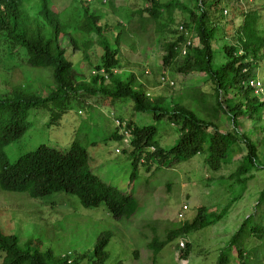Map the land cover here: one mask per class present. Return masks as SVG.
<instances>
[{
  "label": "rangeland",
  "instance_id": "obj_1",
  "mask_svg": "<svg viewBox=\"0 0 264 264\" xmlns=\"http://www.w3.org/2000/svg\"><path fill=\"white\" fill-rule=\"evenodd\" d=\"M159 3H179L184 9L175 6L171 23L166 11L159 19L150 18L145 0H51L50 5L62 21L75 10L79 12L78 17L86 10L102 17V35L87 38L94 42L90 50H73L66 38L60 39L67 50L66 59L86 76L88 84L92 79L90 73L103 74L104 71L107 76V72L114 70L123 82L132 74L136 86H143L152 104L171 108L177 103L193 107L200 116H205V106L216 107L214 86L203 73L178 71L187 55H179L176 63L166 66L163 50L165 43L181 35L186 43L191 42L190 48L200 47L191 18V13L197 16L201 13L198 0H159ZM203 3L207 24L216 29L211 41L214 69L224 66L229 60L228 51L238 47L237 33L244 15L256 12L259 15L257 28L264 35V0H203ZM181 26L185 27L187 35L180 32ZM104 41L110 43L112 51H117L119 68L104 67ZM183 47L184 44L180 53ZM234 55L241 57L243 53L235 51ZM245 58L246 63L256 68L251 80L261 81L264 87V61L253 62L248 55ZM109 80L105 81L107 85ZM52 87V70L30 68L25 50L12 46L0 34V96L17 88L28 95L45 98ZM198 91L204 94L205 104L193 101ZM257 97L264 102V92ZM221 99L227 113L221 112L212 122L222 133L238 137L239 143L218 171L210 168L205 154L161 170L156 162L145 163L142 158L134 182H131V174L136 150L130 126L132 129L154 127V143L168 151L181 136L179 128L168 118L156 120L152 114L136 113L130 100H111L90 91L77 93L71 101V109L60 120H52L56 111L51 107L30 110L28 131L4 148L10 165L41 146L67 152L78 140L88 150L91 172L124 193L133 194L140 207L131 219L118 220L104 205L85 209L77 198L64 193L31 199L27 194L5 192L0 188V230L5 235L16 236L20 245L30 237L40 236L46 250L53 249L63 261L66 256L71 261L77 259L76 264H88L83 257L92 256L94 245L104 232L112 234L107 248L109 259L105 264H218L220 259L225 260L224 264H240L241 261L264 264V232L261 229L264 228V199L260 200L264 191V171L253 172L245 185L228 180L247 154L245 137L257 146L260 161L264 159V106L255 115L246 114L234 121V108L247 101L236 97L233 90L223 94ZM126 130L128 136L123 134ZM145 149L146 154L155 152V147ZM183 206L188 207V211L180 220L178 214ZM201 208L215 214L227 212L216 224L176 239L153 256L148 247L153 237L166 240L168 233L193 220ZM248 219L252 221L250 228L260 229L262 237L243 234V241L240 245L237 243L243 253L240 258L230 240ZM2 259L0 253V264Z\"/></svg>",
  "mask_w": 264,
  "mask_h": 264
},
{
  "label": "trees",
  "instance_id": "obj_2",
  "mask_svg": "<svg viewBox=\"0 0 264 264\" xmlns=\"http://www.w3.org/2000/svg\"><path fill=\"white\" fill-rule=\"evenodd\" d=\"M34 1V2H32ZM149 17L159 19L161 13L166 11L171 23L175 8H184L179 3L161 4L159 0H145ZM51 0H0V34L9 41L12 46L25 50L27 64L32 69L52 70L53 87L49 88L48 97L28 95L22 89L13 88L10 94L0 96V188L5 192L24 193L31 199H41L55 193H64L77 198L85 209L98 208L104 205L108 213L115 219L129 220L139 210V202L133 194H126L120 188L107 184L91 172L90 156L88 150L78 140L74 141L67 150L61 152L57 149L39 147L35 152L28 153L19 158L16 163L10 165L5 158L4 148L20 139L29 129L27 123L28 112L32 109L51 107L55 110L52 120H60L71 109V101L81 91L93 92L94 95L102 94L111 100H130L136 113L152 114L156 120L168 118L173 125L179 128L181 136L175 145L168 151L162 150L154 143L156 129L145 127L133 128L135 137L132 162L131 182L139 175V165L142 158L145 163L156 162L160 170L174 163H181L205 154L211 169L218 171L230 154L238 145L239 139L232 133H222L217 125L212 122L224 109L221 97L230 90L236 97H241L247 104H238L234 108L233 120L236 121L244 115H255L264 106L253 91L247 87V83L254 78V70L250 63H246L245 56H250L254 61H264V35L258 30L259 15L249 12L243 16L240 31L237 33V48L228 51V62L217 69L213 68L212 40L216 29L207 24V15L204 11L203 0H198L199 16L191 13L195 25L200 47L189 48L179 72L188 74L200 72L214 86L216 92V107L205 106V116L193 110V107H185L175 104L171 108H164L146 97L143 86H136L135 76H127L128 81L123 82L117 73H108L109 84L106 76L90 73L92 77L88 84L86 76L81 75L77 68L66 59L67 50L60 44V39L66 38L73 50L87 51L94 46V42L88 40L90 35H102L100 26L101 15L90 13L88 10L79 12L76 10L62 21L59 14L51 10ZM176 6V7H175ZM185 28V27H184ZM188 28V27H186ZM186 38L182 35L173 42H167L163 46L164 64L176 63L180 55L181 45ZM118 45V41L115 42ZM106 55L105 68H119L117 51H112V46L107 41L102 43ZM241 51L243 55L236 57L234 52ZM194 102L205 104L204 94L195 92ZM198 93L200 96H198ZM232 110V109H231ZM127 128V127H126ZM128 131L129 128H127ZM130 132V133H131ZM155 147L154 153H145L146 147ZM244 146L247 154L242 159L228 180L243 183L248 177L257 171H264V159L261 163L257 146L247 137L244 138ZM264 199V191L260 200ZM227 210L220 214L209 213L204 208L199 209L193 220L183 223L181 226L168 233L166 240L159 241L154 236L148 244L153 256L161 252L168 244L182 236L199 232L219 222L226 215ZM252 221L246 220L234 237L230 245L237 250L238 256H243L239 245L243 241V234L260 236V229L252 227ZM248 229V230H247ZM264 232V228H261ZM261 231V232H262ZM112 239V234L104 232L98 237L92 256H84L88 264H105L109 259L107 248ZM239 245H238V244ZM44 241L40 236L30 237L24 245L19 244L16 236H7L0 231V253L3 254L1 264H68L54 254L53 249L44 247ZM238 245V246H237ZM77 259H73V264ZM220 259L218 264H224ZM240 264H246L240 262Z\"/></svg>",
  "mask_w": 264,
  "mask_h": 264
},
{
  "label": "built area",
  "instance_id": "obj_3",
  "mask_svg": "<svg viewBox=\"0 0 264 264\" xmlns=\"http://www.w3.org/2000/svg\"><path fill=\"white\" fill-rule=\"evenodd\" d=\"M179 30H180V32H182L183 34L185 33V34L187 35V30H185V28H184L183 26H181V27L179 28ZM185 43H186V42H185ZM190 46H191V42H190V41H188L186 44H184L183 50H181V56H186V55H187ZM102 73L105 74L104 71H103ZM164 79H165V78H163V80H164ZM260 82H261V81L251 80V81H249V82L247 83L248 87H249L252 91H254V94H255L256 96H258V95H260V94H262V93L264 92V87H263V85H262ZM118 126L121 127L119 123H118ZM123 134L126 135V136H128V135H129V132L126 130L125 132L123 131ZM187 211H188V207L183 206L182 209L179 211L178 218H179L180 220H182L183 218H185V215H186V212H187ZM184 247H185V244H182V248H184Z\"/></svg>",
  "mask_w": 264,
  "mask_h": 264
},
{
  "label": "clouds",
  "instance_id": "obj_4",
  "mask_svg": "<svg viewBox=\"0 0 264 264\" xmlns=\"http://www.w3.org/2000/svg\"><path fill=\"white\" fill-rule=\"evenodd\" d=\"M97 15H100V14H97ZM180 55H181V53H180ZM99 74H101V72L99 73ZM102 76H105L104 74H101ZM106 78H107V76H106ZM81 113L82 112H80L79 114L81 115ZM62 152V151H61ZM31 153V152H30ZM28 154V153H27ZM26 155V154H25ZM24 156V155H23ZM21 158V157H20ZM99 178V177H98ZM1 231V230H0ZM2 232V231H1ZM3 233V232H2ZM7 236H10V235H7ZM67 255V254H66ZM71 255V254H70ZM69 256V255H68ZM72 262H73V260L71 261L70 259H68V264H72Z\"/></svg>",
  "mask_w": 264,
  "mask_h": 264
}]
</instances>
